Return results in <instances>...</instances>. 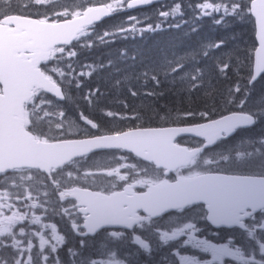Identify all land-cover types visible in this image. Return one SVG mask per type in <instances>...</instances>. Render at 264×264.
<instances>
[{
    "label": "snow or ice",
    "instance_id": "6c2138e0",
    "mask_svg": "<svg viewBox=\"0 0 264 264\" xmlns=\"http://www.w3.org/2000/svg\"><path fill=\"white\" fill-rule=\"evenodd\" d=\"M154 2L114 0L100 7L74 8L71 11L67 7L62 10L55 7L47 11L33 10L35 6L47 8L54 4V0H26L16 9L12 8V0L0 3V8L5 9L0 11V174H5V179H11L12 184L19 187L17 179L32 181L34 170L44 173L60 201L74 198L67 206L53 207V211L62 217L67 216L71 228L81 236L109 228L132 230L131 243L151 252L148 240L135 233L137 229L154 230L163 244L187 237L183 244H190L212 257L204 260L177 252L180 264H225L226 258L239 264H264V136L241 138L252 145L250 151H238L234 145L213 147L264 121V95H261L257 107L245 108L255 86L264 87V0H201L197 5L204 16L219 14L214 18L217 24L224 23L229 16L241 19L254 17L259 39L254 70L243 89L237 82L228 90L224 100L226 104L235 103L239 111H232L219 119L212 118V110L208 108L199 112L188 111L185 116L198 115L206 122L186 127H135L112 134H95L88 139L64 138V131H56L64 129L65 122H53L51 118L57 115L64 117L65 113L58 111L59 105H55L47 93L64 99L61 84L79 87L80 81L76 77L91 75V72H76L72 62L66 58L76 57L77 52L73 48L66 51V46L77 41L79 46L89 47L87 42H79L81 37L88 36L89 27L95 21L125 7L132 9ZM167 7L168 10L158 12L160 17L167 20L179 14L182 18L181 2L173 0V4ZM129 19L133 21L131 27L121 25L118 32L154 31L160 27L148 24L137 29L136 24L140 21L136 17ZM109 35L117 33L105 32L97 38L104 41V37ZM223 44L224 41L220 40L209 47L220 48ZM204 55L207 56L208 52L205 51ZM49 62H53L52 65ZM229 66L223 61L218 65V71L226 76ZM167 67L171 73H177L184 65L176 61ZM144 75L147 78L148 74ZM151 79L157 85L160 83L155 75ZM180 79L192 92L200 88L204 76L197 69L186 81L183 75ZM97 92L99 89L90 90L84 97L90 107ZM130 94L136 96L137 92L131 91ZM105 115L116 117L118 113L107 111ZM80 119L93 129L99 128L83 113ZM120 119L139 120L140 114L134 111L131 116H121ZM181 134H192L201 139L188 146L177 140ZM97 150H127L142 161L129 163L128 155L117 156L114 152L112 159L116 166L98 164L97 171L82 173L85 180L93 177L91 187L65 186L62 177L69 181L81 179L77 175L80 169L71 167L79 163L78 158H87L89 153ZM9 173L11 176L7 175ZM169 173H174V176L167 178ZM29 188H32L31 184ZM43 195L47 197L48 192ZM24 200L32 201L24 205L28 211H22L15 203ZM46 205L51 206L47 199L39 202L33 191L27 189L22 194L9 193L7 189L0 191V264H41V261L48 264L50 255V264H59L58 257L52 254L64 244L65 237L58 233L56 224H42L41 216L33 211L40 208L48 212ZM6 209L10 214H6ZM166 214L179 217V225L169 230L157 226L159 219L171 218ZM78 219H82V224L77 222ZM199 219L217 227H238L250 238V248L237 246L231 239L227 243H213L200 238L197 235L201 231L197 226ZM24 221L41 225L42 229H51L50 235L46 237L43 231L26 230L29 226L22 224ZM106 234L113 238L116 247L129 238L121 230ZM33 236L39 238L35 255ZM107 251L108 259L89 258L83 264H126L124 259L117 258V252L111 247Z\"/></svg>",
    "mask_w": 264,
    "mask_h": 264
},
{
    "label": "trees",
    "instance_id": "16d2710c",
    "mask_svg": "<svg viewBox=\"0 0 264 264\" xmlns=\"http://www.w3.org/2000/svg\"><path fill=\"white\" fill-rule=\"evenodd\" d=\"M19 4L23 3L12 0L13 9ZM197 5V1L189 0L183 8L185 16L182 19L168 23L164 30L141 37L133 38L131 33L118 32L121 25L130 28L133 24L129 17L134 16L126 13L125 9L104 24L92 28L90 34L95 35L79 42H87L90 46L75 44L73 49L77 55L72 57V65L77 73L91 72V75L77 76L79 87L61 84L67 95L66 103L61 106L65 113L64 122L83 113L97 123L99 128L95 131L85 129L81 133V138L85 139L95 134H112L135 127H179L206 122L198 115L185 116L184 113L188 111L199 112L208 108L212 110L211 117L216 119L239 111L235 103L226 104L224 100L228 90L234 88L237 82L243 89L253 70V57L257 49L254 20L251 16L243 19L229 16L224 23L217 24L216 16L201 17ZM51 7L56 10L67 7L69 11L75 8L70 0H57L47 8L35 6L33 10L47 11ZM105 32H115L117 35L106 36L107 42L99 41L97 36H103ZM220 40L224 41L222 47H209ZM205 51L208 52L207 56L204 55ZM166 61L168 64L180 61L184 67L177 73H171ZM223 61L230 65L226 76L218 71V65ZM52 63L49 62L50 65ZM61 65L63 67V63ZM88 65L91 67H86ZM197 69L203 73V82L198 90L189 92L187 83L182 82L180 77L183 75L186 81ZM145 73L148 74L147 78ZM49 74L58 79L55 74ZM152 75L159 80L158 85L151 79ZM260 87L259 84L255 86L245 104L246 109H252L260 102ZM96 89L99 92L90 107L84 97L90 90ZM131 91H136L137 95L132 96ZM107 111L116 112L118 116L107 117ZM134 111L140 117L143 115L142 119H120L121 116H131ZM256 127H262L261 122ZM56 131L65 132V129Z\"/></svg>",
    "mask_w": 264,
    "mask_h": 264
},
{
    "label": "flooded vegetation",
    "instance_id": "af4514ba",
    "mask_svg": "<svg viewBox=\"0 0 264 264\" xmlns=\"http://www.w3.org/2000/svg\"><path fill=\"white\" fill-rule=\"evenodd\" d=\"M181 2V1H179ZM164 5H172V3H163ZM257 130L264 131V128H259ZM242 137H248V136H242L241 134L237 133L233 138L227 139L222 144L216 145L214 148H223L225 146H232L233 144H236L238 141H240L239 145L240 147H246L249 145V142L247 140H242ZM253 138V137H249ZM197 139H181L179 142L184 143L188 146H192L193 141ZM116 153L117 156L120 155H128L129 156V163H134L137 160H140L136 158L134 155L129 154L127 152L123 151H107V152H100L96 153L94 155H91L81 161H79L78 164L72 165L71 167H75L77 165L83 166L86 168V171H81L80 175L81 179L79 181L77 180H67L66 183H64L65 186H90L91 187V180L93 177H88L87 180H85L82 177L83 172H95L97 171L96 165H104V166H116L115 161L112 159V153ZM142 161V160H141ZM147 163V162H144ZM122 172L124 169L121 170ZM174 176V173H169L167 178H172ZM70 197H67L64 201L65 203H62L59 198L58 194H55V205H63L67 206L69 201H71ZM260 215L259 213L257 214ZM166 216H171V214H167ZM67 217V216H66ZM68 219V217H67ZM78 223L82 224V219H78ZM186 222V221H185ZM180 223V218L171 216V218H161L157 221V226L161 227L162 230H169L171 227L178 226ZM197 226L201 229V231L197 234L200 238H207L211 240L213 243H227L230 239L234 242L235 245L241 246L244 249L250 248V238L247 237L246 233L239 229L238 227H227V226H220L217 227L209 221H205L203 219H199L197 222ZM60 228H65L66 232L61 233L59 229V234L63 235L65 237V240H68L73 243H77L80 246L83 245H97L96 253H103L102 255H99L100 260H104L105 258L108 259V247L112 248V251L117 252V258L124 259L126 261V264L130 262V264H180V257L176 255L177 252H180L181 255H195L201 259L204 260H211V254L210 253H204L200 251L199 249L193 248L190 244H183L182 241L186 240L187 237H179L177 241H170L168 244H163L158 240V236L153 231H141L139 229L136 230L135 234H139L142 236V238H146L148 242L150 243V247L152 248L151 252H145L143 249L139 247V245H135L131 243V235L132 230H121L125 231V234L128 239H125L123 242L119 244L118 247L114 246L116 242L111 238L110 236H107V231L100 232L95 238H84L79 233L75 232L68 222L59 225ZM113 231V230H111ZM81 241H84V244H81ZM257 258H259L260 253L256 252ZM225 264H239L237 261H233L230 258H226Z\"/></svg>",
    "mask_w": 264,
    "mask_h": 264
},
{
    "label": "rangeland",
    "instance_id": "374dc122",
    "mask_svg": "<svg viewBox=\"0 0 264 264\" xmlns=\"http://www.w3.org/2000/svg\"><path fill=\"white\" fill-rule=\"evenodd\" d=\"M56 1L57 0H54V4L56 3ZM105 1H107V0H70L71 4L75 8L88 7L91 3L104 4ZM209 16L210 17L211 16H219V14L213 13L212 15H209ZM137 17H139V16H137ZM204 17H208V16H204ZM138 20L140 21V23L136 24L137 29L143 28V27H145L146 25L149 24V21L147 19H145V18H140ZM160 28L161 27H159L158 29H160ZM152 32H155V30L154 31L135 32V33H131V34H132V37L135 38L138 35H145L147 33H152ZM92 35H95V33L89 34V31H88V36L84 40H88ZM105 40H106V36L104 37V41ZM99 41H101V40H99ZM104 41H101V42H104ZM70 58L71 57H68L66 59L69 60ZM60 66L62 67V65H60ZM260 93L262 95H264V90L261 89V92ZM260 97H261V95H260ZM257 106H255V107H257ZM59 120H63V118H60ZM85 124H86V122L83 121L82 119H80V116H77V117H74V118H71V119L67 120L65 122V128L67 130L66 136L67 137H73V136H76V135L80 134L83 130L90 129L91 128L90 125H87V124L85 125ZM261 124L264 127V121H261ZM33 180L32 181H19L17 179V184H19L20 186L19 187H16L15 185L12 184L11 179H5V180L0 181V191H4L5 189H7V191L9 193L16 192V193L22 194L27 189L29 191H33V193H34ZM30 184L32 185V188H29V185ZM31 202L32 201H27V200H24V201H15V203L17 204V206L20 207L22 211H28V209L24 205L25 204H28V203H31ZM33 211L35 212L36 215L41 216V223L42 224L43 223H49V219H48L47 216H45V214H44L43 211H39L37 208L36 209H33ZM5 212H6V214H10V212H8L7 209L5 210ZM22 224L29 226V228L26 229V230L40 231V229H42L41 225H31L30 224V221H24V222H22ZM42 230H43L44 235L46 237H48V229H42ZM31 239L33 240V244H34L33 255H35V253L38 251V244H39L38 237L33 236V237H31ZM61 247H62V245L59 247L57 253L52 254V255H55V256L58 257L59 264H61V262L64 261V260L60 259V257L58 256V252H59V250H61L60 249ZM45 253L47 254V246L45 248ZM51 259H52V256L50 255L49 256V260L50 261L48 262V264H50ZM41 264H45V262L42 261Z\"/></svg>",
    "mask_w": 264,
    "mask_h": 264
},
{
    "label": "water",
    "instance_id": "95a60500",
    "mask_svg": "<svg viewBox=\"0 0 264 264\" xmlns=\"http://www.w3.org/2000/svg\"><path fill=\"white\" fill-rule=\"evenodd\" d=\"M151 5V4H150ZM150 5H138L137 7H134V8H132L133 10H135V9H139V8H145V7H148V6H150ZM98 7H100V6H98ZM112 17V13H110L109 15H107V16H103V17H101V19L99 20V21H95L94 22V24L92 25V26H94V25H98V24H101V23H103L104 21H106V20H108V19H110ZM92 26H90V27H92ZM257 32H258V29H257ZM257 40H258V44H259V39H258V35H257ZM76 41H73L70 45H68V46H71L72 44H74ZM67 47V46H66ZM255 65V64H254ZM259 79V78H258ZM62 91V90H61ZM47 94H49V95H51V96H53V97H55V95H54V93H47ZM55 98H57V97H55ZM58 100H63V99H59V98H57ZM253 127V126H252ZM251 128V127H250ZM247 129H249V128H247ZM182 136H192V137H194L192 134H181L180 136H178L177 137V139L179 138V137H182ZM98 151H103V150H97V151H94L93 153H95V152H98ZM127 151V150H126ZM89 154H92V153H89ZM88 154V155H89ZM78 159H80V158H78ZM142 159V158H141ZM0 175H2V174H0ZM91 235H94V234H91Z\"/></svg>",
    "mask_w": 264,
    "mask_h": 264
},
{
    "label": "bare ground",
    "instance_id": "6f19581e",
    "mask_svg": "<svg viewBox=\"0 0 264 264\" xmlns=\"http://www.w3.org/2000/svg\"><path fill=\"white\" fill-rule=\"evenodd\" d=\"M174 45H175V44H174ZM175 46H176V45H175ZM164 61H165V60H164ZM167 61H168V60H167ZM167 61H166V63H167ZM162 62H163V61H162ZM164 63H165V62H164ZM167 64H168V63H167ZM160 65H161V64H160ZM164 65H165V64H164ZM78 105H79V104H78ZM82 106H83V105H82ZM83 107H84V106H83ZM80 113H81V112H80ZM142 116H143V115H142ZM142 116H141V117H142ZM141 117H140V118H141ZM141 119H142V118H141ZM143 119H144V118H143ZM58 249H59V248H58ZM60 249H62V247H61ZM61 261H62V260H61Z\"/></svg>",
    "mask_w": 264,
    "mask_h": 264
}]
</instances>
